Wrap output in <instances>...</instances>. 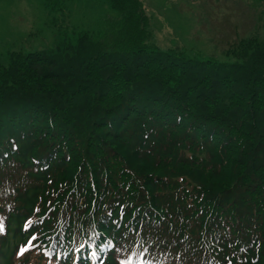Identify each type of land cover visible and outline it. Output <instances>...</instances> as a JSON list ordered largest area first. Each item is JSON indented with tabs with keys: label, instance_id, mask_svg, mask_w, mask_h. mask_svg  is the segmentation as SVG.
I'll return each instance as SVG.
<instances>
[{
	"label": "trees",
	"instance_id": "16d2710c",
	"mask_svg": "<svg viewBox=\"0 0 264 264\" xmlns=\"http://www.w3.org/2000/svg\"><path fill=\"white\" fill-rule=\"evenodd\" d=\"M104 1L112 45L78 34L0 64V264L19 246L44 264H264V39L226 63L161 53L142 0Z\"/></svg>",
	"mask_w": 264,
	"mask_h": 264
},
{
	"label": "rangeland",
	"instance_id": "374dc122",
	"mask_svg": "<svg viewBox=\"0 0 264 264\" xmlns=\"http://www.w3.org/2000/svg\"><path fill=\"white\" fill-rule=\"evenodd\" d=\"M142 2L148 49L226 63L235 61L226 52L238 41L252 35L264 39V17L253 0ZM117 22L104 0H0V64L14 55L54 54L65 37L75 40L78 34H100L112 45ZM31 253H16L13 263L43 264L37 263L36 251Z\"/></svg>",
	"mask_w": 264,
	"mask_h": 264
},
{
	"label": "snow or ice",
	"instance_id": "6c2138e0",
	"mask_svg": "<svg viewBox=\"0 0 264 264\" xmlns=\"http://www.w3.org/2000/svg\"><path fill=\"white\" fill-rule=\"evenodd\" d=\"M36 238L33 236L32 237V240H35ZM32 244V241L31 240H29L28 241V245H31ZM28 250V248L27 247H22L21 249H20V253L22 254L24 251H27Z\"/></svg>",
	"mask_w": 264,
	"mask_h": 264
}]
</instances>
